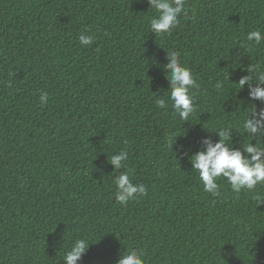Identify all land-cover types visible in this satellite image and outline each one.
<instances>
[{
    "label": "trees",
    "instance_id": "16d2710c",
    "mask_svg": "<svg viewBox=\"0 0 264 264\" xmlns=\"http://www.w3.org/2000/svg\"><path fill=\"white\" fill-rule=\"evenodd\" d=\"M148 9L147 0H0V264H66L79 238L90 245L77 264H117L126 249L147 264H264V185L235 193L221 179L213 196L174 152L194 153L234 122L233 82L249 65L264 71V43L247 41L264 32V0H186L180 24L157 36ZM172 51L200 85L187 122L155 103L170 95ZM121 150L132 182L149 189L124 205L113 178L125 169L107 162Z\"/></svg>",
    "mask_w": 264,
    "mask_h": 264
},
{
    "label": "clouds",
    "instance_id": "9594fccd",
    "mask_svg": "<svg viewBox=\"0 0 264 264\" xmlns=\"http://www.w3.org/2000/svg\"><path fill=\"white\" fill-rule=\"evenodd\" d=\"M147 3L149 9L156 13L150 20V31L156 36L170 34L180 24L181 14L186 13V0H147ZM78 40L80 45L85 47L91 46L94 42L93 36L84 33L78 36ZM247 41L259 46L264 43V32L259 29L250 31L247 34ZM167 58L168 63L163 66V71L169 83L166 92L170 95L167 99L157 98L155 103L160 109H167L170 102L179 119L187 122L197 110L193 90L199 89L200 85L192 71L181 63L177 52L168 53ZM258 68L259 65H249L245 69L249 74L241 76L238 82L231 81L228 76L217 79L214 83L213 88L218 92L223 91L229 82L235 83L240 89L231 97L234 103L229 104L232 109L230 113L234 114V122L226 123L210 132L218 139L213 140L211 136H206L201 142L203 147L194 153L191 148L184 146H180L183 151H180V148L174 151L176 158L182 155L189 160L192 170L199 173L203 190L213 196H218L220 193L222 185L218 181L221 179L230 184L235 193H240L242 190L253 191L258 185H264V71H258ZM246 85L248 97L245 100L239 98V93ZM8 86L11 87V84ZM157 93L159 92H153L154 95ZM48 100L49 94L42 91L39 95L40 104L46 105ZM245 104L247 107L244 106ZM233 132L236 133L235 136ZM176 137L169 143L172 150ZM127 160L128 152L124 150L113 154L110 159L107 158V162L113 166V172L117 173L119 169H125L113 178L116 200L121 205L129 200L146 196L149 191L145 184L132 182L127 170ZM262 202L264 200L259 201L260 204ZM89 245L90 243L84 238L74 240L63 260L66 264H77L89 249ZM117 264H147V262L141 250L126 249Z\"/></svg>",
    "mask_w": 264,
    "mask_h": 264
}]
</instances>
